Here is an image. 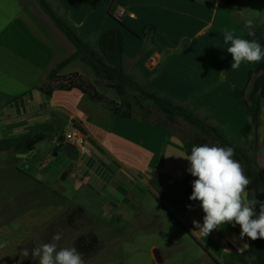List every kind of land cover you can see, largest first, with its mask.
Here are the masks:
<instances>
[{
  "label": "crops",
  "instance_id": "crops-1",
  "mask_svg": "<svg viewBox=\"0 0 264 264\" xmlns=\"http://www.w3.org/2000/svg\"><path fill=\"white\" fill-rule=\"evenodd\" d=\"M238 2L239 6L225 7L218 0H106L96 12L84 8L74 17L75 1L54 0L59 9H65V18L77 34L91 44L97 43L103 31L121 23L127 29L123 30L125 71L136 81L147 80L154 90L189 103L199 116L209 113L215 119L210 120L213 125L245 148L250 124L234 88L246 87L249 71L264 70V54L259 61H242L240 67L232 68L230 45L223 37L229 30L264 47V34L253 28L264 29V0ZM118 10L123 11L119 17ZM249 20L254 35H248ZM148 26L152 32L145 39ZM128 44L133 49L127 58ZM64 48L67 52L62 54ZM73 52L35 0H0V155L14 158L10 150L24 135L45 132L52 154L46 152L40 164L25 168L29 174L9 177L38 190L39 197L51 193L58 198L54 204L61 206L49 216L44 212L50 207H34L30 214L36 217L25 228L47 226L52 215H62L71 206L83 208L102 232L159 209L213 264H249L248 239L240 237L239 225H222L208 236L194 229L193 219L202 224L204 213L197 201L189 200L195 177L187 172L190 164L176 136L149 123L118 118L76 89L53 91L50 96L37 90L48 73ZM14 87L20 91L14 92ZM74 124L84 135L90 155H80L73 148L66 151L65 144L61 145L60 137ZM59 125L64 126L61 133L56 131ZM258 132L256 163L264 173V102ZM37 152L35 147L18 157L32 161ZM50 157V171L41 173L49 168L45 162ZM61 172L64 175L58 180ZM189 204L192 210L186 207ZM44 235L45 231L42 240ZM9 252L12 260L13 250Z\"/></svg>",
  "mask_w": 264,
  "mask_h": 264
},
{
  "label": "trees",
  "instance_id": "trees-1",
  "mask_svg": "<svg viewBox=\"0 0 264 264\" xmlns=\"http://www.w3.org/2000/svg\"><path fill=\"white\" fill-rule=\"evenodd\" d=\"M218 1L225 7L239 6L238 0ZM35 2L74 48V52L68 58L58 63L48 73L44 82L37 88L38 91L50 96L53 91L76 89L88 101L101 105L118 118L149 123L167 134H170L167 131L169 126L182 122L192 130L189 137H177L186 155L191 153L193 145L209 144L232 147L235 150L234 159L243 165L245 174L251 180V184L247 188V200L256 199L264 202V173L256 163V155L259 151L258 131L261 125L262 102H264V70L261 72L249 71L246 87L244 89L234 88V96L239 100L242 111L250 124V141L247 147L243 148L210 122L215 119L209 113L199 116L198 109L190 107L189 103L176 101L168 95L154 90L147 80L139 83L125 71L123 30L127 29L121 23H118L117 28L103 31L99 35L97 43L91 44L81 38L67 19L57 14L46 0H35ZM253 28L259 34H264V29ZM151 32L152 27H146L143 37L149 38ZM142 52L143 50H140L138 56H141ZM72 62H78L86 67L91 72L96 84L85 81L76 75H62L61 72L64 68ZM99 83L109 89L117 101L100 93L96 89V85ZM154 113L163 117L162 124L158 121H151V116ZM45 138L46 134L43 131L38 134L28 133L13 145L10 153L13 157L26 155L32 152ZM60 140L63 145L61 137ZM65 146L66 151L72 149ZM257 212H259V205H257ZM93 225V219L83 208L71 206L60 218L48 223L45 229L44 243L51 242L54 234L61 233L62 239L58 242V246L61 247L65 239L72 238V246L83 255L84 261L88 262L102 248V242L94 233ZM180 226L185 230L182 225ZM247 239L245 255L249 259V264H264V239ZM30 259L31 256L25 262Z\"/></svg>",
  "mask_w": 264,
  "mask_h": 264
},
{
  "label": "rangeland",
  "instance_id": "rangeland-1",
  "mask_svg": "<svg viewBox=\"0 0 264 264\" xmlns=\"http://www.w3.org/2000/svg\"><path fill=\"white\" fill-rule=\"evenodd\" d=\"M46 1L51 4L52 9L57 14L65 17V9H59L55 5L54 0ZM70 1L77 3L76 10L71 12L72 16L79 17L82 13L80 9L93 8L96 12L102 4H105L106 0ZM251 14L253 13L251 12ZM113 15L116 16V13L113 12ZM94 18L98 19L97 15ZM96 19H93L92 25H94ZM132 49L133 47L129 44L126 46L125 56L127 58ZM66 52L65 48L62 49V54ZM126 64H128V60ZM62 72L65 73V76L76 75L85 81L96 84L91 72L78 62L71 63L65 69V72ZM137 82L141 83L143 81L138 78ZM96 89L109 99L117 101L114 94L105 88L103 84H97ZM13 90L14 92H19L20 88L14 87ZM134 114L136 115L135 111ZM151 121H158L162 124L163 117L154 113L151 116ZM63 129L64 126L59 125L56 131L61 133ZM167 131L179 138H186L192 134V130L182 122L169 126ZM36 147L38 152L32 161L21 157L11 158L0 155V244L4 245V247H0V264H27L25 262L27 258L21 255V251L24 248H28L31 251V248L43 244L44 240L41 238L46 228V225H42L26 229L28 223L30 221L33 222L34 217H36L34 214H30V211L34 207L35 210L43 205L51 208L50 211L44 212L45 216H49L53 213V210L58 211L61 207L54 204L57 203L58 198L51 193H46L39 197L40 193H38V190L26 186L23 181L17 179L11 181L9 177V175H19L20 172L28 173L29 170L25 168L29 166L32 168L38 162L40 164L46 152L50 155L53 152L52 146L46 138ZM52 159L50 157V160L45 162L46 165L49 164L50 166L41 171V173L50 171ZM33 174L36 173L34 172ZM63 175V172L57 174L58 180H61ZM37 200L41 201L38 203ZM36 213L40 218L41 209ZM62 215L58 213L52 215L51 221L57 220ZM106 230L102 232L97 225H93V231L98 234V240L102 242V248L94 258L85 262V264H213L206 255L201 254L198 247L187 238L178 226L162 214L159 209L151 210L150 215L140 214L124 227L113 224ZM71 241L72 238L65 239L61 247H71ZM9 249L13 250L12 260L9 257ZM153 250L158 252L157 259L154 258ZM30 264H38V260L33 259Z\"/></svg>",
  "mask_w": 264,
  "mask_h": 264
},
{
  "label": "clouds",
  "instance_id": "clouds-1",
  "mask_svg": "<svg viewBox=\"0 0 264 264\" xmlns=\"http://www.w3.org/2000/svg\"><path fill=\"white\" fill-rule=\"evenodd\" d=\"M252 23L249 20L246 24L248 35H254ZM223 39L230 45L227 52L232 56V68L240 67L242 61H259L264 54V47L258 41L236 36L232 31L225 30ZM234 156L235 150L230 146L201 144L193 145L191 153L183 157L190 164L187 172L195 177L189 200L197 201L204 213L203 223L193 219V227L208 236L222 225H239L241 238L264 239V202L246 199L251 180ZM186 207L192 210L193 206ZM61 239L62 234L56 233L51 242L35 246L31 251L24 248L21 255L31 256L38 264H85L83 255L75 247L58 246Z\"/></svg>",
  "mask_w": 264,
  "mask_h": 264
},
{
  "label": "built area",
  "instance_id": "built-area-1",
  "mask_svg": "<svg viewBox=\"0 0 264 264\" xmlns=\"http://www.w3.org/2000/svg\"><path fill=\"white\" fill-rule=\"evenodd\" d=\"M123 14L122 10L117 11V16H121ZM62 143L75 149L76 152L80 155H90L91 151L86 147L84 135L74 124L73 128L65 132L62 137Z\"/></svg>",
  "mask_w": 264,
  "mask_h": 264
},
{
  "label": "water",
  "instance_id": "water-1",
  "mask_svg": "<svg viewBox=\"0 0 264 264\" xmlns=\"http://www.w3.org/2000/svg\"><path fill=\"white\" fill-rule=\"evenodd\" d=\"M56 154V153H55ZM153 255H154V258L157 259L158 257V252L156 250H153Z\"/></svg>",
  "mask_w": 264,
  "mask_h": 264
}]
</instances>
